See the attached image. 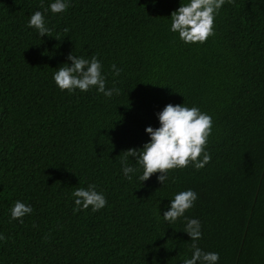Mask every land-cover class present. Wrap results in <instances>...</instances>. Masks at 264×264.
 <instances>
[{
  "label": "trees",
  "instance_id": "obj_1",
  "mask_svg": "<svg viewBox=\"0 0 264 264\" xmlns=\"http://www.w3.org/2000/svg\"><path fill=\"white\" fill-rule=\"evenodd\" d=\"M50 2L0 0V264H182L186 221L158 213L189 188L197 246L217 264H264V0H225L213 35L188 44L169 31L187 0H69L61 13ZM36 10L48 36L28 27ZM70 53L95 55L118 94L61 91L52 73ZM169 103L211 116L210 160L161 185L159 172L137 179L130 156L126 179L124 152L142 148ZM88 184L107 203L74 212L71 193ZM17 200L33 209L22 222L10 218Z\"/></svg>",
  "mask_w": 264,
  "mask_h": 264
},
{
  "label": "clouds",
  "instance_id": "obj_2",
  "mask_svg": "<svg viewBox=\"0 0 264 264\" xmlns=\"http://www.w3.org/2000/svg\"><path fill=\"white\" fill-rule=\"evenodd\" d=\"M224 2L225 0L180 2V6L170 14L169 31L178 34V38L185 44L204 43L213 35L214 17ZM68 6L69 0H52L45 11L61 13ZM27 24L28 27L34 28L40 37L48 36L50 32L40 10L29 15ZM67 60L71 63L61 64L52 73V80L61 91L67 90L71 94L75 90L87 92L94 87L97 93H102L105 97L118 94L117 89L105 87L102 64L95 55L91 59H86L70 53ZM111 68L114 70V75H119L121 70L115 64L111 65ZM156 116L159 126L145 128L149 140L142 148H130L124 152L125 157L121 160L123 176L131 180V174L137 172L136 167L127 163L130 156L135 158V164L142 169V173L137 176L141 182L147 180L153 173L159 172L157 180L163 185L168 179V170L184 168L189 163L197 170L203 168L210 160L206 143L212 131L211 116L198 107H187L184 103L176 105L169 103L156 113ZM71 196L74 212L88 209L89 206L91 211L95 212L107 203L104 194L97 191L94 184H88L86 188H75ZM196 199L197 193L191 188L174 193L162 216L159 213L158 215L169 224L181 217L186 221L183 231L187 233L193 244L191 257L183 259L182 264H217L219 253L205 252L195 243L201 237L200 221L184 215L186 210L193 207ZM32 211L31 204L17 200L10 207V218L21 220ZM3 239V234H0V240Z\"/></svg>",
  "mask_w": 264,
  "mask_h": 264
}]
</instances>
